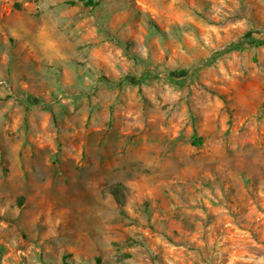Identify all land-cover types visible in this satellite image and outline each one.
<instances>
[{"label": "rangeland", "instance_id": "1", "mask_svg": "<svg viewBox=\"0 0 264 264\" xmlns=\"http://www.w3.org/2000/svg\"><path fill=\"white\" fill-rule=\"evenodd\" d=\"M94 1L0 0V264H264V0Z\"/></svg>", "mask_w": 264, "mask_h": 264}, {"label": "trees", "instance_id": "2", "mask_svg": "<svg viewBox=\"0 0 264 264\" xmlns=\"http://www.w3.org/2000/svg\"><path fill=\"white\" fill-rule=\"evenodd\" d=\"M85 2L88 4H92V5L96 4L95 3L96 1H94V0H85ZM244 37H245V39L248 40L247 42H253L254 41L256 44H264L262 41H257L255 39H253V37L251 36V34L249 32L245 33ZM240 45H241V43H235V44L227 47L226 51L238 48ZM150 76H151V73L148 70H144L141 74V77H139V79H135L134 82L138 84L143 79L150 77ZM99 79L102 80L105 84H108L111 86H118V87H120L122 85V82L124 80L121 77L119 79L114 80V79H109L105 76H100ZM105 190H106V192H108L113 197V199H114L116 205L119 207L120 211L124 212L123 206L125 203V194H126L125 185L121 182H117V183L108 185ZM65 259H66V257L63 256V263L65 262L64 261Z\"/></svg>", "mask_w": 264, "mask_h": 264}]
</instances>
